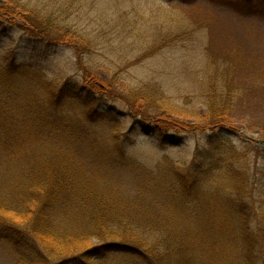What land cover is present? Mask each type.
I'll list each match as a JSON object with an SVG mask.
<instances>
[{
  "label": "trees",
  "instance_id": "1",
  "mask_svg": "<svg viewBox=\"0 0 264 264\" xmlns=\"http://www.w3.org/2000/svg\"><path fill=\"white\" fill-rule=\"evenodd\" d=\"M3 16L21 20L24 34L48 48L70 45L82 54L93 44L19 0L0 5ZM205 48L204 115L190 100L176 103L155 88L116 95L132 117L140 116L132 127L162 141L180 144V133L210 128L205 146L197 148L189 164L149 166L128 155L120 135L104 138L58 114L56 109L73 99L81 101L91 123L113 114L100 108L96 96L113 94L112 84L91 69L84 67L85 81L47 80L35 71L47 98L29 80L17 83L33 66L11 63L0 70L5 116L0 115V153L14 150L3 160L0 154V182L8 173L12 181L28 182L25 194H0V243L14 253V264H264V209L248 192L250 173L238 165L235 143L216 132L235 133L232 99L250 87L236 78L241 68L236 55L229 51L221 62L210 44ZM194 117L199 121L188 120ZM33 132L40 135L18 149L23 134ZM85 153L96 157L91 171L81 161ZM129 182L133 188L127 193Z\"/></svg>",
  "mask_w": 264,
  "mask_h": 264
},
{
  "label": "rangeland",
  "instance_id": "2",
  "mask_svg": "<svg viewBox=\"0 0 264 264\" xmlns=\"http://www.w3.org/2000/svg\"><path fill=\"white\" fill-rule=\"evenodd\" d=\"M8 1L0 0V5ZM19 2L53 18L60 26L88 38L93 44L87 53L82 54L70 45L48 48L24 34L21 20L3 16L0 17V70H7L11 63L33 66L31 70L25 69L27 75L17 78V83L29 80L28 84L35 86V91L47 98L48 93L41 88L39 79L34 76L35 71H41L47 80L73 77L72 81H85L81 75L83 69H91L103 82L112 84L113 94L99 93L96 96L100 108L113 114L91 123L87 109L82 107L78 99L60 105L56 109L58 114L93 128L104 138L120 135L125 140L128 155L149 166L160 162L189 164L197 148L205 146L206 134L212 130L209 128L180 133L183 140L180 144L162 141L155 133H146L137 126L132 127L135 118H141L132 117L126 102L117 99L119 90L126 93L133 89L155 88L176 103L190 100V105H195L200 114L204 115L205 98L202 96L200 79L208 70L205 46L210 44L212 56L221 62L226 61L224 55L229 51L236 55V61L241 67L236 78L238 81L244 80L241 83L250 89L239 98L237 95L234 100L231 97L235 107L231 124L235 133L219 129L216 132L225 133L235 143L239 152L237 163L250 173L248 177H251V186L248 192L252 190L255 204L264 209V144L261 143L264 137L261 130L264 129V0ZM244 9L249 11L245 12ZM192 25L191 29H187ZM203 25L206 27L201 28ZM250 74L258 77L252 78ZM10 79L17 81L15 76ZM2 86L3 82L0 80V97ZM94 93L98 91L94 90ZM0 115L5 119L2 111ZM23 118L20 117L17 121ZM198 119L194 117L188 120L197 122ZM231 124L228 126L232 127ZM243 130L252 139L241 135ZM28 135L23 134L24 138L18 149L25 150L24 147L28 144L24 141L36 138L40 133ZM8 150L0 153L2 160L14 151ZM81 161L90 171L98 164L96 157H87V154L85 160ZM20 172L19 169L17 173ZM26 183L28 182L12 181L8 173L3 182H0V194H25ZM127 187V193H130L132 183L129 182ZM8 248L9 246L0 243V264H14L15 255Z\"/></svg>",
  "mask_w": 264,
  "mask_h": 264
}]
</instances>
